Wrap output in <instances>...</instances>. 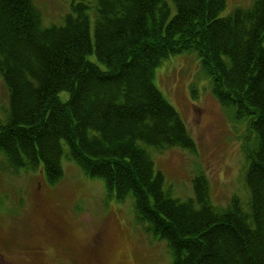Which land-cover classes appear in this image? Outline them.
<instances>
[{
	"label": "trees",
	"instance_id": "trees-1",
	"mask_svg": "<svg viewBox=\"0 0 264 264\" xmlns=\"http://www.w3.org/2000/svg\"><path fill=\"white\" fill-rule=\"evenodd\" d=\"M93 2L92 39L89 0L47 27L32 0H0L8 165L40 166L54 184L65 156L118 202L131 196L146 231L168 245L170 264H264V0L226 15V0H171L173 11L168 0ZM182 52H195L212 95L246 122L244 204L233 196L224 208L211 205L200 176L194 198L175 199L154 174L145 146L193 147L153 82L162 60Z\"/></svg>",
	"mask_w": 264,
	"mask_h": 264
},
{
	"label": "rangeland",
	"instance_id": "rangeland-1",
	"mask_svg": "<svg viewBox=\"0 0 264 264\" xmlns=\"http://www.w3.org/2000/svg\"><path fill=\"white\" fill-rule=\"evenodd\" d=\"M32 1L47 27L62 25L78 0ZM89 1L93 39L95 9ZM252 2L226 0L220 15ZM168 4L173 11L171 0ZM153 82L193 141L191 149L145 146L154 174H161L163 191L182 201L192 199L193 180L200 176L211 205L224 208L233 196L246 203V122H235L233 109L224 108L212 95L195 52L162 60ZM60 96L65 99L67 93ZM8 108V91L0 76V116ZM61 167L62 178L50 184L40 166L32 171L12 169L0 152V264L171 263L168 245L146 231L147 223L137 219L131 196L118 202L102 179L86 176L65 156Z\"/></svg>",
	"mask_w": 264,
	"mask_h": 264
}]
</instances>
